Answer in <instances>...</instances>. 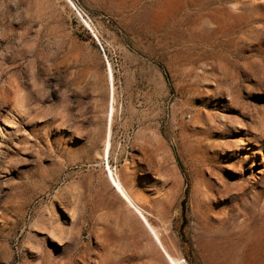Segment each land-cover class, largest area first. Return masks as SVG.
I'll list each match as a JSON object with an SVG mask.
<instances>
[{
    "label": "rangeland",
    "instance_id": "rangeland-1",
    "mask_svg": "<svg viewBox=\"0 0 264 264\" xmlns=\"http://www.w3.org/2000/svg\"><path fill=\"white\" fill-rule=\"evenodd\" d=\"M72 1L0 0V264H168L109 63L168 251L264 264V0Z\"/></svg>",
    "mask_w": 264,
    "mask_h": 264
},
{
    "label": "bare ground",
    "instance_id": "bare-ground-1",
    "mask_svg": "<svg viewBox=\"0 0 264 264\" xmlns=\"http://www.w3.org/2000/svg\"><path fill=\"white\" fill-rule=\"evenodd\" d=\"M71 4L72 8L75 11L79 12L77 5L72 1L68 0ZM84 20V19H83ZM90 27H92L90 25ZM95 34V33H94ZM95 37L98 39V36L95 34ZM107 76L110 85L109 90V106L107 111V125L105 129V137L103 142V148L101 153V159L106 166L107 178L111 185V187L115 190V192L125 201L129 209L137 216L140 217L142 223L149 235L151 236L154 243L160 247L168 264H184L181 259L174 257L167 249L162 240V234L160 230L153 225L151 222V217L153 214L146 210L141 203L134 198L128 188L125 186L123 181L119 178V176L113 171L110 165L111 152L113 149V124L116 114V92H115V80H114V72L111 64L109 63L107 69Z\"/></svg>",
    "mask_w": 264,
    "mask_h": 264
},
{
    "label": "crops",
    "instance_id": "crops-1",
    "mask_svg": "<svg viewBox=\"0 0 264 264\" xmlns=\"http://www.w3.org/2000/svg\"><path fill=\"white\" fill-rule=\"evenodd\" d=\"M102 170H103V168H102ZM121 172H122V178L119 176V178L124 182V184L127 186V184H126V182H125V180H126V178H125V170L124 169H122L121 170ZM103 174H104V176H105V178H106V180H107V183H108V178H107V172L105 171V168H104V170H103ZM149 174H150V172H149ZM148 174V175H149ZM137 175L139 176V178H140V172H138L137 171ZM108 185H109V183H108ZM110 187V186H109ZM133 193H134V188H135V185L133 184V186L131 185L130 187L129 186H127ZM110 189L111 190H113L111 187H110ZM114 191V190H113ZM134 195H136L139 199H140V201H141V203H142V205H145V203L144 202H142V198L141 197H139L137 194H134ZM121 200V199H120ZM122 202V201H121ZM121 207H126L125 206V204L124 203H122V205H121Z\"/></svg>",
    "mask_w": 264,
    "mask_h": 264
}]
</instances>
